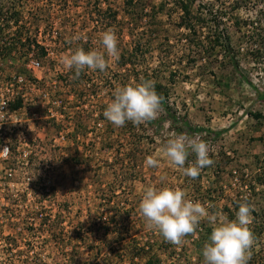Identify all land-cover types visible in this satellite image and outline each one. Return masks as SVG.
Instances as JSON below:
<instances>
[{"label": "rangeland", "instance_id": "rangeland-1", "mask_svg": "<svg viewBox=\"0 0 264 264\" xmlns=\"http://www.w3.org/2000/svg\"><path fill=\"white\" fill-rule=\"evenodd\" d=\"M215 1L220 15L232 13L227 23L241 54L254 51L250 45L257 38L246 35L251 29L238 30L241 22L256 21L253 10L237 13L239 21L229 0ZM179 2L0 0V9L20 11V25L50 48L49 55L39 56L42 68L23 67L17 54L3 60L1 71L4 76L15 72L39 80L49 101L34 96L29 103L28 121L23 124L30 145L28 159L14 152L6 164L18 178V188L37 191L28 206L39 205L44 216L38 220L35 210V228L25 222V213L19 215L21 230L13 234L18 239L15 264H146L153 256L162 264H204L202 250L211 231L222 220L235 219L229 216L235 204L248 199L252 209H264V64L255 61L264 52L243 57L239 72L210 66L207 58L190 64L189 59L206 56L195 50L184 52L186 31L178 26ZM107 30L117 38L118 55H106L104 72L85 69L77 76L64 67L65 57L78 49L103 53L100 39ZM14 33L9 29L5 36L12 40ZM70 44L75 50L66 47ZM125 55L131 62L124 63ZM147 77L168 89L169 110L161 107L154 120L131 126L132 130L105 120L103 112L115 90ZM52 83L56 90L51 93ZM54 97L57 103H52ZM258 113L260 119L253 116ZM180 134L209 146L213 163L195 179L185 176L163 153L166 141ZM147 157L157 159L159 167L146 166ZM195 159L191 154L185 167ZM148 187L184 190L186 198L205 206L208 215L181 243L173 244L140 214ZM251 225L252 219L249 229ZM259 240L249 252L248 262L253 264H264V235ZM136 245L145 251L137 254Z\"/></svg>", "mask_w": 264, "mask_h": 264}, {"label": "clouds", "instance_id": "clouds-1", "mask_svg": "<svg viewBox=\"0 0 264 264\" xmlns=\"http://www.w3.org/2000/svg\"><path fill=\"white\" fill-rule=\"evenodd\" d=\"M100 43L103 53L78 49L65 57L64 67L74 70L77 76L85 69L104 72L106 55H118V41L115 34L107 30L101 35ZM161 106L162 98L152 82L144 81L116 89L103 116L116 127H122L127 122L140 125L154 120ZM8 151V147H0V154L6 155ZM163 153L171 164L181 168L183 174L192 179L199 175L201 169L213 163L206 142L183 134L168 139ZM191 154H195V162H189L185 167ZM145 164L151 168L159 167V161L152 157H147ZM139 211L149 227L173 244L181 243L183 237L193 233L200 219L208 215L206 207L189 201L184 190L167 187H148L142 195ZM251 219V205L245 202L239 205L234 220H222L213 228L202 250L204 264H248L249 252L254 243L248 227Z\"/></svg>", "mask_w": 264, "mask_h": 264}, {"label": "trees", "instance_id": "trees-1", "mask_svg": "<svg viewBox=\"0 0 264 264\" xmlns=\"http://www.w3.org/2000/svg\"><path fill=\"white\" fill-rule=\"evenodd\" d=\"M233 6L234 12L236 13V17L241 20L237 13L241 10H246L247 12L252 11L255 13L257 19L256 21H245L237 24L239 25L238 30L250 28L246 35L253 34L256 36V43L254 42L253 45H250L251 48H254V51H250L251 53L264 52V0H229ZM200 2V5L197 3ZM209 2V3H208ZM203 5V6H202ZM217 2L215 0H205L204 2L201 0H180L178 3V9L181 11L182 22L178 25L180 29H184V52H193L195 50L196 53L204 54L206 57H203L201 60L199 59H189V63L197 64L199 62H205L206 58L208 59V64L210 66H218L217 69H232L235 72H239L241 70V59H249L251 53L249 54H241V51L236 42H233L232 36L230 35V26L228 25V19L233 18L232 13H223L225 15H220V12L215 9L217 8ZM227 12V11H225ZM137 13H135L136 15ZM113 18L115 15L112 16ZM137 16L134 17L137 18ZM229 17V18H226ZM22 24V17L20 11H14V9H9L8 7L0 9V58L1 60L7 61L9 58H12V54L16 51V53H23L31 50L33 47L35 49H39L42 51L41 56H46V52H43L41 46L37 43L36 38L30 37V29L20 25ZM11 26H16V30L13 36V39L9 40L6 38V32L11 29ZM206 33V34H205ZM66 44V43H65ZM173 42L172 40L167 41V46L169 49H173ZM85 49L88 48V43H85ZM72 46V47H71ZM67 48H73L75 50V46L73 47L72 44L67 45ZM140 47V46H139ZM138 47V48H139ZM141 48V47H140ZM139 48V49H140ZM242 50V49H241ZM217 56V57H216ZM256 56V55H255ZM189 57V55H188ZM126 55L124 56V63L131 62V56L129 59H126ZM249 61V60H248ZM258 64H264V57L255 60ZM221 67V68H219ZM213 76L216 77L215 73H211ZM174 76V74H173ZM217 79L218 74H217ZM155 80V79H154ZM144 81H150L145 78ZM219 83L222 85L223 82L220 78ZM154 85L155 91L159 94L162 98V106L164 109L169 110V91L168 89L158 81H152ZM263 97V96H261ZM264 100V98H263ZM172 116V115H171ZM255 118L260 119L262 115L260 113L253 115ZM173 121H175L173 119ZM186 126L189 127V123L185 122ZM136 127V125L132 124L131 122H127L124 127H127L126 130H132V127ZM131 127V128H130ZM136 130V128H133ZM201 132V130L197 131ZM217 135H220L217 133ZM79 162V161H77ZM80 163V162H79ZM256 183V181H255ZM254 183V184H255ZM257 184V183H256ZM262 180L259 179L258 185H262ZM244 186L245 184H241ZM247 198V197H246ZM246 203L250 204V201L246 199ZM239 204H235L234 208L235 211H230L229 216L233 219L235 213L238 211ZM251 205V204H250ZM252 208V205H251ZM113 221L111 224H115V217H112ZM262 220V221H259ZM121 222L120 224L124 225L123 221L119 219ZM252 223L253 225L250 226V231L253 234V239L260 241V237L264 235V209L262 211H256L252 209ZM119 226V224H118ZM121 226V225H120ZM109 228V227H108ZM107 228V229H108ZM137 254L139 251H145L144 246L139 247L135 246ZM141 257V256H140ZM254 257V256H253ZM254 262L250 259L248 264H253ZM146 264H162L161 260L153 256L149 258Z\"/></svg>", "mask_w": 264, "mask_h": 264}, {"label": "built area", "instance_id": "built-area-1", "mask_svg": "<svg viewBox=\"0 0 264 264\" xmlns=\"http://www.w3.org/2000/svg\"><path fill=\"white\" fill-rule=\"evenodd\" d=\"M12 27L11 30L17 28L16 26ZM37 43L41 46L43 52H46V56L49 55L50 48L38 39ZM17 54L22 57L23 67L29 68V70L42 68L39 60V56L42 54L40 48L35 49L33 47L23 53H16L15 51L12 56L19 57ZM3 62L0 58V147H8L9 151L6 155L0 154V264H15L18 257L16 255V247H18L16 241L18 239L17 237L13 239V234L16 233L17 229L21 230L19 224L21 217L19 215L25 213V222H30V226L36 228V222L33 223L35 221L33 215L35 210L38 211L39 205H36L35 209L28 206L33 197L36 199L34 195L37 191L32 188H18L19 183L15 181L17 177L11 170L7 171L6 164L12 159L14 152H18L23 159H28L26 148L30 145L25 136L26 131L23 125L28 121L26 119L28 116L27 106L34 101V96L41 97L45 101L47 97L44 93V85L39 80H28L25 75L15 72L9 73L7 76L1 74L3 67H5ZM51 89V93L56 90V83H52ZM46 102L49 103V101ZM57 102V98L54 97L52 103ZM35 203L36 200H34ZM37 203L39 204L38 201ZM12 204L16 207L13 208ZM38 214V220L44 217L39 211ZM23 264L25 263L23 262Z\"/></svg>", "mask_w": 264, "mask_h": 264}]
</instances>
